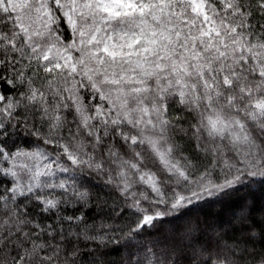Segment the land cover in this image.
<instances>
[{
    "label": "snow or ice",
    "instance_id": "snow-or-ice-1",
    "mask_svg": "<svg viewBox=\"0 0 264 264\" xmlns=\"http://www.w3.org/2000/svg\"><path fill=\"white\" fill-rule=\"evenodd\" d=\"M0 264H264V0H0Z\"/></svg>",
    "mask_w": 264,
    "mask_h": 264
}]
</instances>
